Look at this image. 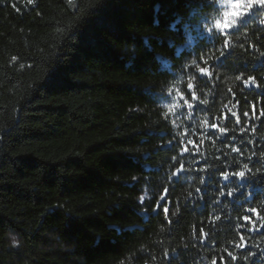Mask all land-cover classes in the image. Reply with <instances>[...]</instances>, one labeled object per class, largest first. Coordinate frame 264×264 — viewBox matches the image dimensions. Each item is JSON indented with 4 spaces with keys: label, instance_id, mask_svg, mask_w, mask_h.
Wrapping results in <instances>:
<instances>
[{
    "label": "trees",
    "instance_id": "1",
    "mask_svg": "<svg viewBox=\"0 0 264 264\" xmlns=\"http://www.w3.org/2000/svg\"><path fill=\"white\" fill-rule=\"evenodd\" d=\"M220 0H0V264H264V23Z\"/></svg>",
    "mask_w": 264,
    "mask_h": 264
},
{
    "label": "rangeland",
    "instance_id": "2",
    "mask_svg": "<svg viewBox=\"0 0 264 264\" xmlns=\"http://www.w3.org/2000/svg\"><path fill=\"white\" fill-rule=\"evenodd\" d=\"M224 8L220 23L225 26L235 24L244 13L260 9L256 12L258 20L264 23V0H220Z\"/></svg>",
    "mask_w": 264,
    "mask_h": 264
}]
</instances>
